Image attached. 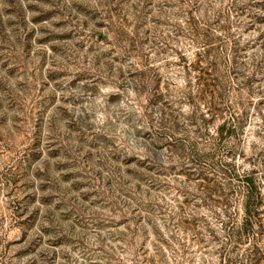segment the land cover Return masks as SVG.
Returning <instances> with one entry per match:
<instances>
[{"label": "rangeland", "instance_id": "obj_1", "mask_svg": "<svg viewBox=\"0 0 264 264\" xmlns=\"http://www.w3.org/2000/svg\"><path fill=\"white\" fill-rule=\"evenodd\" d=\"M254 170L264 0H0V264H264Z\"/></svg>", "mask_w": 264, "mask_h": 264}, {"label": "trees", "instance_id": "obj_2", "mask_svg": "<svg viewBox=\"0 0 264 264\" xmlns=\"http://www.w3.org/2000/svg\"><path fill=\"white\" fill-rule=\"evenodd\" d=\"M247 117L246 111L238 117L233 118L225 122L220 129V134L223 136L224 132L229 134L228 136L234 134L238 128L245 122ZM228 125V131H226V127ZM237 180L241 187V193L244 198V223L242 226V232H254L256 227L262 228V213L261 208L264 204V196L261 190V184L258 180L257 171H251L250 173H246L241 177H237Z\"/></svg>", "mask_w": 264, "mask_h": 264}]
</instances>
